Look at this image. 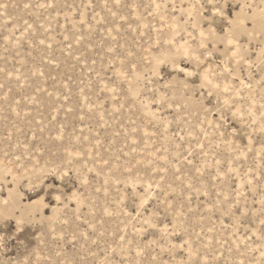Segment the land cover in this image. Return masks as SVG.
Segmentation results:
<instances>
[{"label":"rangeland","instance_id":"1","mask_svg":"<svg viewBox=\"0 0 264 264\" xmlns=\"http://www.w3.org/2000/svg\"><path fill=\"white\" fill-rule=\"evenodd\" d=\"M0 264H264V0H0Z\"/></svg>","mask_w":264,"mask_h":264}]
</instances>
